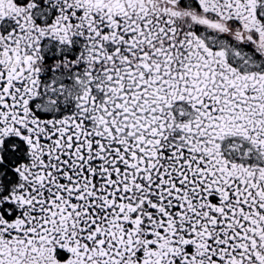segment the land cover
Segmentation results:
<instances>
[{"label": "snow or ice", "instance_id": "6c2138e0", "mask_svg": "<svg viewBox=\"0 0 264 264\" xmlns=\"http://www.w3.org/2000/svg\"><path fill=\"white\" fill-rule=\"evenodd\" d=\"M0 264H264V0H0Z\"/></svg>", "mask_w": 264, "mask_h": 264}]
</instances>
